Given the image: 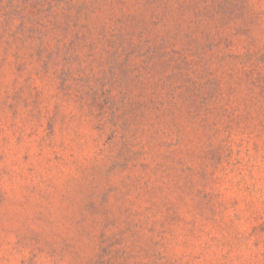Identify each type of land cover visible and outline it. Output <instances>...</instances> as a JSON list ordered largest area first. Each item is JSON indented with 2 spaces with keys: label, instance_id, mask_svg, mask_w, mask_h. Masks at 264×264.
Segmentation results:
<instances>
[{
  "label": "rangeland",
  "instance_id": "374dc122",
  "mask_svg": "<svg viewBox=\"0 0 264 264\" xmlns=\"http://www.w3.org/2000/svg\"><path fill=\"white\" fill-rule=\"evenodd\" d=\"M0 264H264V0H0Z\"/></svg>",
  "mask_w": 264,
  "mask_h": 264
}]
</instances>
